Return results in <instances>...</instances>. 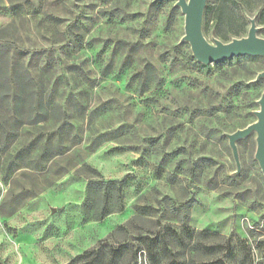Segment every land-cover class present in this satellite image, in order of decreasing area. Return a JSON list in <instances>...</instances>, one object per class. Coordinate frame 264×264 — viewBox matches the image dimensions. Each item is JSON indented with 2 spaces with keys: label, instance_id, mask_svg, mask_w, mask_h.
I'll return each mask as SVG.
<instances>
[{
  "label": "rangeland",
  "instance_id": "374dc122",
  "mask_svg": "<svg viewBox=\"0 0 264 264\" xmlns=\"http://www.w3.org/2000/svg\"><path fill=\"white\" fill-rule=\"evenodd\" d=\"M175 3L0 0V223L64 179L124 178L85 264H264L256 133L239 171L227 139L256 121L264 57L198 62ZM250 19L264 39V0H206L202 34Z\"/></svg>",
  "mask_w": 264,
  "mask_h": 264
},
{
  "label": "crops",
  "instance_id": "0c3cea01",
  "mask_svg": "<svg viewBox=\"0 0 264 264\" xmlns=\"http://www.w3.org/2000/svg\"><path fill=\"white\" fill-rule=\"evenodd\" d=\"M84 197L81 182L64 179L5 218L0 223L2 264H68L109 237L123 222L125 204L101 221H84Z\"/></svg>",
  "mask_w": 264,
  "mask_h": 264
},
{
  "label": "water",
  "instance_id": "95a60500",
  "mask_svg": "<svg viewBox=\"0 0 264 264\" xmlns=\"http://www.w3.org/2000/svg\"><path fill=\"white\" fill-rule=\"evenodd\" d=\"M206 0H176V6L184 15V35L181 41L187 42L194 58L202 64L219 63L237 56H263L264 39L257 36V28L253 19L247 35L243 38L232 39L228 43L213 40L209 43L202 34V15ZM264 79V72L257 75ZM259 110L255 112L256 121L241 130L227 135L237 171H239L236 142L256 133L255 159L264 177V91L258 101ZM0 264L2 262L0 261Z\"/></svg>",
  "mask_w": 264,
  "mask_h": 264
},
{
  "label": "trees",
  "instance_id": "16d2710c",
  "mask_svg": "<svg viewBox=\"0 0 264 264\" xmlns=\"http://www.w3.org/2000/svg\"><path fill=\"white\" fill-rule=\"evenodd\" d=\"M7 92L3 96L1 94V97L6 99ZM123 184L124 178L119 180H105L102 178L88 179L85 185V197L82 204L84 221H101L112 213L120 212L123 209V205H121ZM185 206L186 204L180 205L181 208ZM91 249L77 256L68 264H85L86 257L92 253Z\"/></svg>",
  "mask_w": 264,
  "mask_h": 264
}]
</instances>
